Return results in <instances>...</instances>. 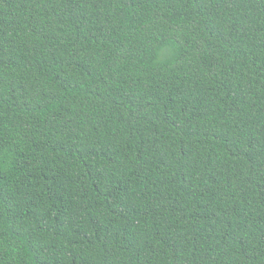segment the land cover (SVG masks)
Instances as JSON below:
<instances>
[{"label": "trees", "instance_id": "1", "mask_svg": "<svg viewBox=\"0 0 264 264\" xmlns=\"http://www.w3.org/2000/svg\"><path fill=\"white\" fill-rule=\"evenodd\" d=\"M0 264H264V0H0Z\"/></svg>", "mask_w": 264, "mask_h": 264}]
</instances>
